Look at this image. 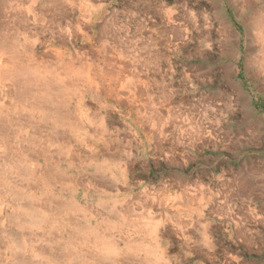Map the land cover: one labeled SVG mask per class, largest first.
<instances>
[{
    "label": "rangeland",
    "instance_id": "374dc122",
    "mask_svg": "<svg viewBox=\"0 0 264 264\" xmlns=\"http://www.w3.org/2000/svg\"><path fill=\"white\" fill-rule=\"evenodd\" d=\"M0 11L25 61L103 73L97 91L79 83L69 93L62 108L73 121L42 122L33 148L56 174L53 196L82 208L65 234L100 224L122 252L100 264H142L144 250L128 252L126 238L157 242L158 264H264V0H0ZM16 110L14 119L40 117ZM26 189L48 205L47 191ZM1 192L11 213L14 197ZM19 224L0 229L39 232ZM43 238L35 244L58 245Z\"/></svg>",
    "mask_w": 264,
    "mask_h": 264
},
{
    "label": "bare ground",
    "instance_id": "6f19581e",
    "mask_svg": "<svg viewBox=\"0 0 264 264\" xmlns=\"http://www.w3.org/2000/svg\"><path fill=\"white\" fill-rule=\"evenodd\" d=\"M27 4L29 5V2H27ZM1 15L2 13L0 11V223L9 225L11 223H20L19 225H28L29 228L31 227L35 230H39V232L36 234L30 233L29 236H27V234V237H25V234L11 235L5 227L2 226L0 230H2L5 236L11 235L10 237L11 240H13L14 247L3 245L4 251L9 247V254L6 255L5 252H1L0 259L3 260L5 264H100L98 258L104 257L109 259L113 258L112 261L115 263V261L120 258L122 252L117 248L115 239L108 235V233L105 235V232H102L100 224H95L93 226L89 223V219L88 221L86 219L81 229L80 227L72 228L73 230L68 229V233L65 234V226L72 224L70 215L74 211L82 210V208L76 202L70 200L67 205L65 202L61 201V199L58 200L53 196L50 185L54 180V176L56 177V174L54 171L50 174L46 167H38V163L35 160L37 154L35 155L33 152V148H40L43 143V136L40 135L42 134V126H40L42 122L57 121L62 123L74 119L73 117H69L72 113L68 110L67 106L62 108L65 102H67L65 100L69 99V93L78 92L79 83H84V85L88 86L90 89L97 91L98 83H96V81L99 78L101 79L103 73L100 75L95 69V73L91 75V71L89 72L88 70L89 67L84 69L76 68L73 62L67 61H63L59 69L48 68L46 65L35 62L36 60L30 56L29 59L25 61L23 57H21V52L16 51L17 49L14 47V40L17 37L16 34H19V30H15V36L12 32H6L4 29L6 24L2 23L3 17ZM262 21H264V19ZM261 28L262 31L259 32V37L261 40H264V24L261 25ZM23 46L25 47V45ZM261 48H263V51L264 47H262V44ZM259 63L264 67V61H260ZM3 94L5 95L3 96ZM4 98H7L10 102L8 101L7 103ZM13 108L15 110L20 109L18 112L20 114L21 111H25L31 114V116L39 114L40 117H35L33 119L31 117L14 119L12 113L15 110ZM79 115L80 117L77 118L81 120V122L82 119H87L83 117L85 114L82 110L77 113V116ZM13 125H15V127ZM30 128H33L32 135L27 134ZM47 128L49 129V126ZM10 129H12V131L15 130L11 133L13 134L12 136L8 133ZM23 131L24 137L19 136V133ZM36 133H38V135H36ZM12 137L13 139H11ZM22 144L25 145V148L22 147ZM71 151L69 148L66 149V153ZM96 155L97 154H95V158ZM44 156H46V154H44ZM3 165H7L9 170L13 169L16 174L20 176V180L26 181L27 184L25 185V182L22 186L17 183L12 184L9 179L11 177L8 178V173L10 171H8L6 167L2 168ZM29 184H32L36 189L42 191V194H45L46 191L50 194V197H48L50 200L46 198V200L49 201L48 207H44V205L47 204L46 202L44 203L42 200V202H39L37 200V196H35L31 189H26L29 188ZM1 190L14 197L13 204L15 205V210H12L11 213L5 211L6 200ZM97 192H99V190ZM52 202L55 203V205L52 204ZM107 205L110 206L108 203ZM65 210L68 212H65ZM19 211L22 213H19ZM90 211L91 210H83V216L86 218L87 215H91ZM28 231H30V229ZM149 235H151V237L156 236V231L152 229ZM44 236L47 237V240L50 242H56L58 245L51 248H43L35 244L36 240L42 239ZM126 239L127 244L125 247L128 252L129 250H133L134 247L132 246L144 250L145 256L142 258V264H158L159 259L157 258H161L162 253L159 251L157 242L147 241L142 244L141 241L138 242L137 240L138 244L134 245L135 242L132 241L133 243H130L128 238ZM27 250L31 258L23 254L26 253ZM153 256H156V258Z\"/></svg>",
    "mask_w": 264,
    "mask_h": 264
}]
</instances>
